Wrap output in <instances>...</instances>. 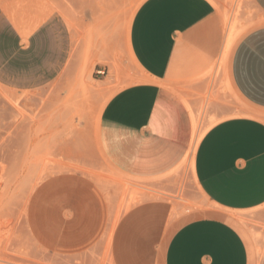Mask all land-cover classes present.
Masks as SVG:
<instances>
[{"label":"crops","instance_id":"crops-1","mask_svg":"<svg viewBox=\"0 0 264 264\" xmlns=\"http://www.w3.org/2000/svg\"><path fill=\"white\" fill-rule=\"evenodd\" d=\"M2 1L0 87L34 91L56 81L72 56L67 20L32 5L10 12ZM253 1L264 14V0ZM229 34L212 0L142 2L127 34L137 70L128 76L122 62L120 75L129 84L99 117L100 149L118 171L152 180L182 165L194 135L196 92L207 89L205 75L222 59ZM226 60L228 87L250 110L233 115V107L215 103L216 113L229 116L216 121L196 149L194 176L212 209L171 221L170 201L144 200L122 223L118 257H137L146 241V264H254L246 232L233 216L264 206V22L235 37ZM96 70L109 75L110 66L97 63ZM142 227L151 236L144 239Z\"/></svg>","mask_w":264,"mask_h":264},{"label":"rangeland","instance_id":"rangeland-1","mask_svg":"<svg viewBox=\"0 0 264 264\" xmlns=\"http://www.w3.org/2000/svg\"><path fill=\"white\" fill-rule=\"evenodd\" d=\"M143 1H2L10 12L32 5L61 13L74 43L68 67L51 84L34 91L0 87V264H146V241L137 257L117 256L122 223L137 204L170 201L171 221L212 209L191 161L164 177L136 179L118 171L98 143L102 108L129 84L120 75L122 62L128 76L137 70L127 34ZM212 1L236 40L264 22L253 0ZM222 60L206 73L207 89L196 92L202 132L229 116L215 112L217 102L233 107V115L250 110L229 89ZM97 63L110 66L109 75L97 72ZM233 217L246 232L254 264H264V206ZM142 230L144 239L151 236Z\"/></svg>","mask_w":264,"mask_h":264},{"label":"bare ground","instance_id":"bare-ground-1","mask_svg":"<svg viewBox=\"0 0 264 264\" xmlns=\"http://www.w3.org/2000/svg\"><path fill=\"white\" fill-rule=\"evenodd\" d=\"M224 11V10H223ZM225 16V15H224ZM227 20V19H226ZM6 26V25H4ZM8 33V32H7ZM11 33V32H10ZM1 34V33H0ZM235 36L237 35H233V34H229L228 37H227V40H226V46H225V51L222 55V59L223 60H226V56H227V53L229 51V47L231 46L233 40L235 39ZM1 39V37H0ZM6 39V38H5ZM4 40V39H3ZM4 42V41H3ZM10 42V41H9ZM225 43V42H224ZM13 44V43H12ZM222 60V61H223ZM225 61H223L224 63ZM219 63H221L219 61ZM225 64V63H224ZM245 112V111H244ZM239 114H242L241 112ZM246 114V113H245ZM243 115V114H242ZM193 118H194V135H193V139H192V143H191V146H190V149L188 151V154L186 155L184 161L182 162L183 163H186V161H191L192 162V165H193V170H194V156H195V152H196V149L198 147V144L200 142V140L202 139V137L204 136V134L206 133V131L208 130H205V131H200V118H199V115L196 114L195 112H193Z\"/></svg>","mask_w":264,"mask_h":264}]
</instances>
